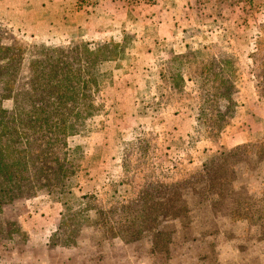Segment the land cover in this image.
<instances>
[{
  "label": "rangeland",
  "instance_id": "obj_1",
  "mask_svg": "<svg viewBox=\"0 0 264 264\" xmlns=\"http://www.w3.org/2000/svg\"><path fill=\"white\" fill-rule=\"evenodd\" d=\"M107 45L120 52L94 70L96 110L65 139L73 173L63 188L30 185L4 200L0 264H264L259 162L222 157L264 144V0H0V46L30 53L22 71L41 46L83 57ZM212 58L230 62L225 75L211 66L214 82L201 74ZM233 65L236 94L217 88L223 75L233 85ZM222 94L237 113L216 98L198 111ZM3 108L13 114L11 102ZM201 112L229 123L208 132ZM244 168L254 170L239 211L249 220L233 219L243 198L227 189L245 181Z\"/></svg>",
  "mask_w": 264,
  "mask_h": 264
},
{
  "label": "trees",
  "instance_id": "obj_2",
  "mask_svg": "<svg viewBox=\"0 0 264 264\" xmlns=\"http://www.w3.org/2000/svg\"><path fill=\"white\" fill-rule=\"evenodd\" d=\"M116 48L115 45H107L93 50L84 47L80 51L83 53V57H81V54L76 52L77 48L73 51H65L58 47L41 46L35 53L38 57L35 56L34 59L29 60L26 68L22 71L23 59L29 52L27 50L25 52L17 46H0V208L5 199L11 201L18 195L28 192L31 188L30 185L33 188L46 187L49 190L65 186V180L73 173V164L69 159L71 156L67 155L65 151V139L77 134V124L80 120L96 110L93 104V95L97 91L94 70L106 62L115 60L120 52ZM198 55V50H193L182 55L179 59L186 56L198 57ZM67 59L69 60L67 61ZM234 61L235 58H233ZM192 62L194 61H188V59L186 61V63ZM227 64L230 62L225 59L212 58L209 64L203 63L201 74L212 76L214 82L219 75L214 76L211 73V66L221 67L219 73L222 74L225 72ZM26 69L27 77L19 79V74L25 72ZM21 71L22 73H20ZM232 72L233 85L224 76L226 74L224 73L217 88H233L234 94H236L234 65ZM178 78L177 83H182V77L176 75V79ZM177 83L174 84L175 88ZM212 97L204 100L198 111H205L208 104L215 102L214 98H216L227 103L233 102L235 113L238 112L232 97L228 99L223 94ZM4 102H11L10 111L13 114L3 108ZM203 117L207 119L202 121ZM226 118L225 113H216L210 116L206 112H201L197 120L206 126L208 132L212 130L216 135H220L229 123V120L225 121ZM209 121L213 124L219 123V127L213 129ZM53 147H56V150H53ZM239 152H242V158L239 160L246 166L249 167L255 161L259 162L256 170L264 182V144L260 147L252 145L236 147L222 157L231 158ZM47 158L50 160L48 163L46 162ZM239 160L236 158L237 164H241ZM214 161L215 159L211 163ZM217 168L220 174L228 170L224 164L218 165ZM235 168L233 165V171L230 170V172L235 174ZM244 169L246 171L244 172L245 181L236 185L238 183L234 182L235 178L233 177V182L227 189H232L233 196H241L244 200L242 203L239 200L240 202H236L234 205L233 219L245 218L249 220L248 212L241 213L239 211L243 207H246L248 211L250 189L255 183L251 178V173L254 170L247 172V169ZM33 170L36 171L34 175L30 178L26 177L25 174ZM232 173L225 177L219 175L218 180L220 179V181L216 180L214 184L223 188V183L228 182L227 178Z\"/></svg>",
  "mask_w": 264,
  "mask_h": 264
}]
</instances>
